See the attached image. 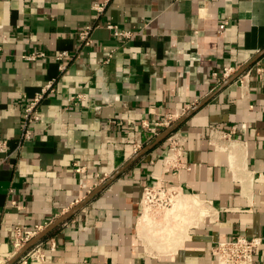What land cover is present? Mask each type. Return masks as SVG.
Returning <instances> with one entry per match:
<instances>
[{
    "label": "crops",
    "instance_id": "1",
    "mask_svg": "<svg viewBox=\"0 0 264 264\" xmlns=\"http://www.w3.org/2000/svg\"><path fill=\"white\" fill-rule=\"evenodd\" d=\"M96 1L0 0V140L11 152L26 103L53 85L34 140L0 153V264L15 255L16 226L48 228L72 210L35 244L46 261L29 264H217L215 245L235 236L262 238L264 264V0H111L102 16ZM108 24L134 36L116 39ZM34 52L46 56L24 59ZM225 67L246 69L243 85H219ZM186 107L175 173L165 132L141 124ZM154 178L183 190L166 230L141 216Z\"/></svg>",
    "mask_w": 264,
    "mask_h": 264
},
{
    "label": "built area",
    "instance_id": "2",
    "mask_svg": "<svg viewBox=\"0 0 264 264\" xmlns=\"http://www.w3.org/2000/svg\"><path fill=\"white\" fill-rule=\"evenodd\" d=\"M110 2L111 0H97L93 5V11L98 16H102ZM227 25L228 22H224L220 26V30H225ZM106 29L112 33L114 38L122 41H128L134 36L133 32L121 30L119 26L114 24H108ZM92 31L93 27L89 26L79 32V39L83 46L89 47L93 44ZM116 50L117 49L111 51L106 62H110ZM45 56L43 52H34L23 57L27 61H36ZM71 57L72 55L66 51L55 56V60L60 63L62 71L66 70L65 62ZM239 72H241V70L237 68L225 67L221 72L213 73V78L221 85L231 80ZM243 74L244 72L236 78L241 85H243V80H241ZM52 86V83L47 84L38 95L26 103L22 116L21 135L18 139L15 151L11 152L9 143L0 140V153L11 157L14 153L22 152L25 144L34 140L33 126L41 120L40 106L42 102L48 98V94L52 91ZM84 100V96L78 94L71 97L69 101L71 104H77ZM190 111V107H186L174 113L159 115L153 123L143 121L141 124V129L152 133L155 137H160L162 135L161 131L162 133L165 132L164 135H166V143L168 144L170 155L164 159V165L165 168L174 170L175 173L178 172L180 166H182L183 149L186 142L184 136L178 132L177 129L179 124L188 117ZM131 124H133V122H131ZM234 131L235 130H233V133ZM219 132L220 130L218 128L212 130L213 134H218ZM220 135L221 138L227 140L232 138V134H224L222 132ZM139 149L140 146L135 147V151ZM74 167L76 174L80 176L85 174L86 168L78 166L77 164H75ZM154 180L156 183L146 186L143 190L141 216L142 218L144 216L148 217L147 220H144L145 223L151 222L157 226L161 221H159V219L162 218L164 220L165 216L174 208L175 204L180 202L183 190L178 185L172 183L165 184L158 178H154ZM80 186L85 188L82 177L80 178ZM12 205L17 208L15 202H12ZM46 229V227L39 226L36 230H27L21 226H16L12 236L15 255L19 253L26 244ZM262 246L263 239L260 237L248 238L235 236L230 241L218 242L213 249V255L216 258L217 264H254V260L259 256ZM41 250L40 245H34V247L21 258L22 264H29L30 261H37L38 263L46 261L47 257H45Z\"/></svg>",
    "mask_w": 264,
    "mask_h": 264
},
{
    "label": "water",
    "instance_id": "3",
    "mask_svg": "<svg viewBox=\"0 0 264 264\" xmlns=\"http://www.w3.org/2000/svg\"><path fill=\"white\" fill-rule=\"evenodd\" d=\"M246 69L241 70V72H239L236 76H234L231 80H229L228 82H226L224 84V87L230 85L232 82H234L236 80V78H238L243 72H245ZM190 115V114H189ZM188 115V116H189ZM166 136V135H165ZM162 137L160 140H162ZM76 210H72L70 212H68V214H66L65 216H63L62 218H60L59 220H57L56 222H54L51 226H49L45 231H43L42 233H40L38 236H36L34 239H32L28 244H26L24 246V248L17 253L9 262H7L6 264H15L19 259H21L35 244H37L40 240H42L44 237H46L56 226L60 225L61 223H63L67 218H69Z\"/></svg>",
    "mask_w": 264,
    "mask_h": 264
},
{
    "label": "bare ground",
    "instance_id": "4",
    "mask_svg": "<svg viewBox=\"0 0 264 264\" xmlns=\"http://www.w3.org/2000/svg\"><path fill=\"white\" fill-rule=\"evenodd\" d=\"M176 206H177V203L175 204V206H174V208L173 209H171V214L173 213V212H176ZM186 213V212H185ZM189 213V212H188ZM170 215V214H169ZM187 215V214H186ZM168 216V214L165 216V218ZM147 216H144L143 217V220H147ZM172 218V217H171ZM142 220V219H141ZM140 220V221H141ZM186 221V220H185ZM188 222V221H187ZM149 223H151V222H149ZM161 232V231H160ZM157 233V232H156ZM165 233H167V235L169 234L168 232H165ZM174 233V231H171V234H173ZM175 234V233H174ZM163 236H164V233H163ZM172 236V235H171ZM158 237V236H157ZM161 237V236H160Z\"/></svg>",
    "mask_w": 264,
    "mask_h": 264
},
{
    "label": "rangeland",
    "instance_id": "5",
    "mask_svg": "<svg viewBox=\"0 0 264 264\" xmlns=\"http://www.w3.org/2000/svg\"><path fill=\"white\" fill-rule=\"evenodd\" d=\"M169 214H171V212H169L168 215H169ZM160 220H161V221H160ZM159 221H160V224L162 225V227H164V229L166 230V229H167V225H166L165 220H163L162 218H160ZM159 221H158V222H159ZM159 232H160V231L158 230V233H159ZM178 237H179V236H178Z\"/></svg>",
    "mask_w": 264,
    "mask_h": 264
}]
</instances>
